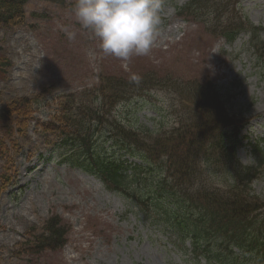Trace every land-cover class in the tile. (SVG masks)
I'll return each mask as SVG.
<instances>
[{"label":"rangeland","instance_id":"374dc122","mask_svg":"<svg viewBox=\"0 0 264 264\" xmlns=\"http://www.w3.org/2000/svg\"><path fill=\"white\" fill-rule=\"evenodd\" d=\"M185 1L161 0L162 35L149 56H135L131 64L140 71H176L182 79L202 69L227 115L245 121L235 140L236 161L252 166V146L264 143V70L256 61L250 34L243 32L227 42L216 31V22L215 27L207 26L210 14L200 22L177 17L176 8ZM74 2L27 0L22 25H0V112L23 100L32 108L23 132L17 130L22 129L16 125L21 119L14 115L0 121V264H206L193 261L165 230L98 179L60 163L56 132L39 131L37 122L61 127L62 110L56 106L66 102L65 97L96 87L101 71L122 76L129 69V63L103 55L92 33L75 23ZM228 9L224 19L231 16V5ZM234 9L251 25L264 28V0H240ZM66 25L76 33L74 40L63 31ZM259 40L264 42V32ZM171 100L160 89L150 90L118 106L115 114L134 129L153 130ZM226 132L231 134L230 129ZM98 141L106 157L122 155L104 136ZM10 178L2 192L4 179ZM221 180L220 169L200 175V182L211 189ZM251 189L264 201L262 181H253ZM52 214L66 229V245L55 252L27 254L25 240L39 234Z\"/></svg>","mask_w":264,"mask_h":264},{"label":"trees","instance_id":"16d2710c","mask_svg":"<svg viewBox=\"0 0 264 264\" xmlns=\"http://www.w3.org/2000/svg\"><path fill=\"white\" fill-rule=\"evenodd\" d=\"M26 3L27 0H0V25L5 28L22 25ZM207 4L215 12L220 2L191 0L182 12L199 19ZM237 30L232 18L231 23H222L219 27V33L229 40L234 38ZM258 59L264 64V48ZM4 66H8V61ZM139 78L142 79H117L106 75L100 78L96 88L65 97L70 100L61 105L62 126L49 128L57 129L61 146L69 148L62 155L63 162L94 175L109 191L138 205L155 219V223L170 230L177 240L182 242L190 234L197 241L200 239L202 250L201 246L194 247L193 244L192 252L196 256L203 254L215 264H264V201L257 202L249 190L252 180L263 176L264 171L260 174L257 168L235 169L234 183L224 190L220 199L209 189L206 191L200 182V168L204 165L216 167L225 160L221 168L226 176L231 175L233 169L234 147H227L229 144L225 143L222 133L231 119L225 113L215 88L209 83L194 84L197 93L191 95L192 89L168 77L161 80L146 74ZM160 84L166 89L173 87L179 97L182 94L189 96L180 116L171 115L174 128L163 132L160 124L157 133L136 130L109 118L106 110H111L124 98L128 100L142 92L141 87ZM94 103H97L95 107ZM31 113L32 108L23 100L0 112V121L14 115L17 120L21 119L16 121V125H22V129L17 130L23 132L26 117ZM93 129L113 137L125 155L143 160L145 165H127L128 161L124 159L96 155L93 151ZM262 167L264 160H259L258 168ZM172 206L171 215L179 213L184 226L176 225L171 218ZM65 236V227L57 217H53L45 223L42 232L35 235L36 242L29 252L41 254L61 249L66 242ZM234 248L239 252L235 253Z\"/></svg>","mask_w":264,"mask_h":264},{"label":"clouds","instance_id":"9594fccd","mask_svg":"<svg viewBox=\"0 0 264 264\" xmlns=\"http://www.w3.org/2000/svg\"><path fill=\"white\" fill-rule=\"evenodd\" d=\"M161 0H75V23L92 33L100 52L127 66L135 56H149L162 35ZM67 38L76 33L63 28ZM243 162V161H242Z\"/></svg>","mask_w":264,"mask_h":264}]
</instances>
